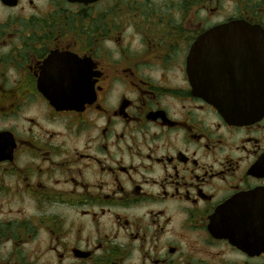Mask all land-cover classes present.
Masks as SVG:
<instances>
[{"label": "flooded vegetation", "instance_id": "af4514ba", "mask_svg": "<svg viewBox=\"0 0 264 264\" xmlns=\"http://www.w3.org/2000/svg\"><path fill=\"white\" fill-rule=\"evenodd\" d=\"M0 264H264V0H0Z\"/></svg>", "mask_w": 264, "mask_h": 264}, {"label": "water", "instance_id": "95a60500", "mask_svg": "<svg viewBox=\"0 0 264 264\" xmlns=\"http://www.w3.org/2000/svg\"><path fill=\"white\" fill-rule=\"evenodd\" d=\"M43 94L47 97H49L52 100V103L55 105L58 104H64L66 103L64 99L58 98L56 95H54L53 93L49 92L47 89H40ZM217 96V94H216ZM219 104L223 107L225 105V103L223 102H219Z\"/></svg>", "mask_w": 264, "mask_h": 264}]
</instances>
